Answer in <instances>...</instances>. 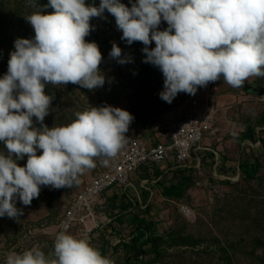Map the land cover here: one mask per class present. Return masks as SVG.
Wrapping results in <instances>:
<instances>
[{
  "label": "rangeland",
  "instance_id": "rangeland-1",
  "mask_svg": "<svg viewBox=\"0 0 264 264\" xmlns=\"http://www.w3.org/2000/svg\"><path fill=\"white\" fill-rule=\"evenodd\" d=\"M47 3L0 0V76L7 71L14 40L34 36L23 16L39 10L33 5ZM122 3L131 7L129 0ZM42 11L53 9L42 7ZM90 23L95 30L85 39L95 41L102 53L99 68L105 84L92 90L72 83L47 84L45 92L53 99L43 124H67L76 112L91 106L120 107L134 116L120 150L132 137L142 136L151 143L162 140L197 101L207 127L183 161L171 154L159 165L140 166L125 184L102 194L85 224L78 220L66 232L88 240L112 264H264V125L260 124L264 75H250L241 87H232L221 77L198 87L195 95L178 93L169 104L158 95L163 89L162 72L142 62L146 55L142 42L129 45L121 40L122 31L106 10L104 18L93 17ZM166 27L164 21L159 25L160 30ZM112 42L131 62L119 64L109 57ZM148 47H155V42ZM0 151H5L2 143ZM26 160L25 154L17 163L23 166ZM94 162L70 188L41 186L30 205L17 200L22 215L0 217V264L9 252L33 246L51 256L56 234L64 231L61 216L83 186L114 160L98 157ZM158 236L162 241L154 240ZM146 240L149 243L144 245Z\"/></svg>",
  "mask_w": 264,
  "mask_h": 264
},
{
  "label": "clouds",
  "instance_id": "clouds-1",
  "mask_svg": "<svg viewBox=\"0 0 264 264\" xmlns=\"http://www.w3.org/2000/svg\"><path fill=\"white\" fill-rule=\"evenodd\" d=\"M48 0L23 16L34 36L16 38L7 71L0 76V217L18 218L39 196L41 186L71 187L94 158L111 157L124 141L133 114L112 105L91 106L59 126L43 124L53 96L47 84L102 87V53L86 36L91 18H115L121 40L142 42L145 63L162 72L160 99L171 104L178 93L195 95L198 87L223 78L241 87L250 75H264V0ZM164 21L167 27L160 30ZM155 42V47L148 45ZM112 42L108 55L131 62ZM135 74V73H134ZM40 127L33 126V119ZM142 137V136H140ZM129 141V140H128ZM128 143V142H127ZM127 145V144H126ZM42 150L40 155L37 151ZM27 155L26 163L17 161ZM4 264H112L86 239L60 231L51 256L33 246L9 252Z\"/></svg>",
  "mask_w": 264,
  "mask_h": 264
},
{
  "label": "built area",
  "instance_id": "built-area-1",
  "mask_svg": "<svg viewBox=\"0 0 264 264\" xmlns=\"http://www.w3.org/2000/svg\"><path fill=\"white\" fill-rule=\"evenodd\" d=\"M193 105V110L175 123L162 140L151 143L140 136L132 137L127 145L111 156L113 165L89 180L61 216V228L67 231L78 220L85 224L102 194L110 188L125 184L140 166L159 165L171 154H175L179 162L183 161L206 133L207 122L201 108L197 101Z\"/></svg>",
  "mask_w": 264,
  "mask_h": 264
},
{
  "label": "trees",
  "instance_id": "trees-1",
  "mask_svg": "<svg viewBox=\"0 0 264 264\" xmlns=\"http://www.w3.org/2000/svg\"><path fill=\"white\" fill-rule=\"evenodd\" d=\"M260 124L264 125V113H263V116L261 118ZM154 240L155 241H162V238L158 236V237H155ZM148 243H149V240H146L143 244L146 245ZM144 253H147L146 250H144Z\"/></svg>",
  "mask_w": 264,
  "mask_h": 264
}]
</instances>
